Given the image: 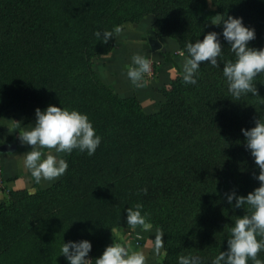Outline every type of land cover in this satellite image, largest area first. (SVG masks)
Returning <instances> with one entry per match:
<instances>
[{
	"label": "trees",
	"instance_id": "obj_1",
	"mask_svg": "<svg viewBox=\"0 0 264 264\" xmlns=\"http://www.w3.org/2000/svg\"><path fill=\"white\" fill-rule=\"evenodd\" d=\"M219 3L223 17H242L255 29L249 46L264 48V0ZM149 14L156 36L174 39L186 55L187 43L222 33L223 25H209L207 0H0V126L10 108L54 104L87 114L102 138L92 156L75 149L65 154L68 169L56 182L35 192L10 190V200L0 202V264L12 254L15 264H69L60 255L63 240L87 239L102 254L114 243L113 228L130 226L126 210L137 203L145 225L136 227L148 230L151 223L162 234L161 264H178L179 256L211 264L227 250L235 221L249 215L226 206L231 214L205 258L198 226L180 220L210 183L244 196L259 186L241 129L264 122V73L253 81L257 95L231 97L223 65L235 55L221 35L220 66L202 63L197 84H185L182 75L169 79L161 100L149 107L136 95L122 96L93 60L115 48V37L104 44L94 33L142 23ZM258 259L264 261V251Z\"/></svg>",
	"mask_w": 264,
	"mask_h": 264
},
{
	"label": "clouds",
	"instance_id": "obj_2",
	"mask_svg": "<svg viewBox=\"0 0 264 264\" xmlns=\"http://www.w3.org/2000/svg\"><path fill=\"white\" fill-rule=\"evenodd\" d=\"M209 2L211 3V0ZM211 22L214 25H223L222 33L211 31L204 35L202 40L186 44L188 55L182 64L183 82L197 84L196 75L204 62L213 67L220 66L218 57H221L223 52L220 41L222 35L235 55V61L228 60L223 65V76L227 81L228 92L236 100L249 93L257 95L253 81L264 73V48L249 46V42L256 38L255 29L246 26L242 17L216 16ZM122 32L123 26L118 25L112 30H97L94 35L98 41L107 44L110 38ZM150 70V60L143 55L134 54L131 57V64L127 66V77L132 84L140 87L145 74ZM241 132L245 138V148L250 151L259 169V173L254 174L259 186L246 196L237 195L235 191L225 193L229 205L237 209L248 205L251 215L245 214L235 221L227 240V250L221 251L211 264H248L250 259L254 264H264V261L258 259V253L264 251V122L256 120L254 127L242 128ZM101 139L87 114L54 104H49L43 110L37 107L33 127L19 132L20 143L31 146V150L25 152L23 164L37 184L42 181H55L66 173L68 163L58 154H70L75 149L92 156L100 146ZM42 149L54 150L55 154L45 155ZM142 208L143 205L140 203L127 208L128 225L132 227L145 225ZM162 246V234H158L155 237V251L158 253ZM91 250L92 243L87 239L67 242L63 240L60 255L62 254L69 264H87ZM145 259L142 252L130 253L125 246L112 243L95 258L94 264H145ZM178 264L203 262L198 256H179Z\"/></svg>",
	"mask_w": 264,
	"mask_h": 264
},
{
	"label": "crops",
	"instance_id": "obj_3",
	"mask_svg": "<svg viewBox=\"0 0 264 264\" xmlns=\"http://www.w3.org/2000/svg\"><path fill=\"white\" fill-rule=\"evenodd\" d=\"M143 23L144 26L138 25V27L143 26V29L136 30L135 26L123 28V38L116 43L115 48L109 54L102 56L100 73L108 85L120 87L118 92L122 96L136 95L145 107H149L161 100L162 89L169 79L183 75L182 64L187 55L180 50L177 42L172 38L150 37L147 39L148 31L150 32L152 27ZM151 39L157 40L161 44V48L154 50L150 44ZM134 54L143 55L152 61L157 71L155 78L147 79V76H144L140 87L132 84L127 77V66L131 64V57ZM105 57L109 58L105 59ZM16 121L17 118L14 122L2 121V126H0V145L7 142L17 145L15 152L3 153L0 156L4 164L5 179V185L0 188V202L10 200V190L27 189L29 192H35L37 188L52 184L59 179L52 182L42 181L40 184L35 182L30 171L23 164L25 152L30 151L31 146L20 145L19 140V132L28 130V128ZM42 151L45 155L52 152L48 149H42ZM140 230H136L138 231L136 234L143 235ZM133 231L135 230L133 229ZM158 234L156 231L149 232L145 237L143 236L146 242L141 247L131 250V247L127 245L126 248L130 253L142 252L146 258L145 264H161L163 251L162 249L158 253L155 251V237Z\"/></svg>",
	"mask_w": 264,
	"mask_h": 264
},
{
	"label": "rangeland",
	"instance_id": "obj_4",
	"mask_svg": "<svg viewBox=\"0 0 264 264\" xmlns=\"http://www.w3.org/2000/svg\"><path fill=\"white\" fill-rule=\"evenodd\" d=\"M207 2H208L209 9L213 12V16L211 19H215L216 16L223 17L221 13V9H220L221 7H220L219 0H211V3L209 2V0H207ZM211 19L209 21V25L212 26L214 24H212ZM143 22H145L146 25L148 26L150 25L152 27L151 31L150 32L148 31V35L146 38L147 39H149L150 37L157 38L155 30L153 28L155 17L152 14H149L143 18ZM142 23L125 21L123 23V28L125 26L126 28L127 27L130 28V26L131 27L135 26V28H137L136 30L143 29L144 23L143 24ZM243 23L245 22L243 21ZM140 24H142L143 26L138 27V25ZM167 32H171V31L168 30ZM122 38H123V32L115 37V45L116 43L120 42ZM158 38H162V37H158ZM93 60H94L95 70L100 72L101 67H102L101 65L102 56H96L95 58H93ZM145 76H147L146 77L147 79H152L156 77V76L149 77L147 74ZM225 82H226V86L228 89L226 79H225ZM109 86H111L114 90H117V91L120 90V87H116L112 85H109ZM228 94L230 95L229 92ZM37 107H39L37 104L30 103L29 107L27 108L25 112L17 110V108H10L4 114L5 116L4 121L14 122L15 118H17L16 123L21 124L23 127H26L29 130L35 124V109ZM51 151L52 152L48 154H55L53 150ZM58 155L64 158L63 156L65 155V153H60ZM218 162L220 164V167L223 168L224 167L223 161L218 160ZM223 170L225 169L223 168ZM253 190L254 189H252V191ZM228 192H231L230 187H225L224 189L221 190L219 186H216V185L214 186V184L210 183L208 187H205V190L201 194H198L197 196L195 194L193 204H192L193 211L187 214V208H186L182 217L180 218V220H182L183 223L189 222L192 225L195 224L196 226H198L200 235H198L197 244L200 246L201 258H205L207 255L215 251L216 246H217L216 242L219 238V235L222 233L225 220L227 219L228 215L231 214L230 211L225 209V207L229 205L226 199V195H225V193H228ZM234 209L236 210V212H241V213H243L244 211H247L248 214L251 215V209L248 205H245L243 208H238V209L234 208ZM147 225L150 228L148 230L137 228V227H132V226H123V227L116 226L112 230V234L114 237L113 242L115 244H120L125 247L128 245L131 247V250H134V248H137V247H141L143 243L145 244L146 242V239H144V237L147 235V233L149 232L151 233L152 231L158 232L155 228L152 227L151 223ZM133 229L135 231H133ZM136 230H140L143 235L136 234L138 232ZM257 239H260V237H257ZM161 249L163 251V257H162V260H163V258L166 255V251L163 248ZM95 254L99 257L101 253L97 251H91L87 258L92 261V255L95 256ZM17 255H19V253H17ZM15 261H16L15 256L14 254H12L8 260L3 261V264H15ZM88 263L89 262H87V264Z\"/></svg>",
	"mask_w": 264,
	"mask_h": 264
},
{
	"label": "water",
	"instance_id": "obj_5",
	"mask_svg": "<svg viewBox=\"0 0 264 264\" xmlns=\"http://www.w3.org/2000/svg\"><path fill=\"white\" fill-rule=\"evenodd\" d=\"M150 44L154 50L161 48V44L155 39H151ZM16 149H17V145L12 142H7L0 145V153H12L15 152Z\"/></svg>",
	"mask_w": 264,
	"mask_h": 264
},
{
	"label": "built area",
	"instance_id": "obj_6",
	"mask_svg": "<svg viewBox=\"0 0 264 264\" xmlns=\"http://www.w3.org/2000/svg\"><path fill=\"white\" fill-rule=\"evenodd\" d=\"M150 62H151V70L149 73H147V75L149 77H154L156 75L155 64L152 61H150ZM4 185H5V180H4V176H3V165H2V162L0 161V188H2ZM88 262H89L88 264H92L91 260Z\"/></svg>",
	"mask_w": 264,
	"mask_h": 264
}]
</instances>
